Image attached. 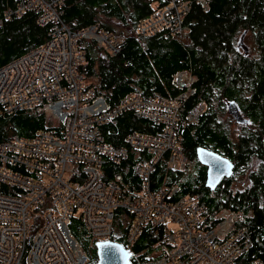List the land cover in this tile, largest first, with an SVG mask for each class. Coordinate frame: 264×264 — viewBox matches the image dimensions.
I'll return each instance as SVG.
<instances>
[{
    "label": "built area",
    "instance_id": "2783aa9c",
    "mask_svg": "<svg viewBox=\"0 0 264 264\" xmlns=\"http://www.w3.org/2000/svg\"><path fill=\"white\" fill-rule=\"evenodd\" d=\"M162 1L140 18V35L168 37L187 30L183 20L191 0ZM63 2L16 0L5 12L8 18L35 10L38 22L49 24V36L0 66V112L37 113L45 123L29 136L0 142V264H86L87 253L68 230V222L79 220L89 234L88 246H95L97 241L113 240L116 209L132 215L123 238L127 249L147 223L167 225L161 256L143 264H235L252 245L237 211L222 208L213 216L218 223L208 227V207L199 194L172 200L177 185L151 187V171L163 158L175 171L189 170L188 157L176 139L180 122L194 121L205 106L201 102L183 116L196 77L177 72L173 83L183 90L173 98L131 93L111 105L104 95L85 87V52L76 41L91 38L116 54L123 38L100 29L97 22L70 29L61 18ZM123 113L151 120L161 131H130L123 144L114 146L104 129ZM132 152L145 155L134 165L139 190L124 182L120 172L106 177L103 169ZM171 223L176 228L169 227ZM247 264L264 261L256 258Z\"/></svg>",
    "mask_w": 264,
    "mask_h": 264
},
{
    "label": "trees",
    "instance_id": "16d2710c",
    "mask_svg": "<svg viewBox=\"0 0 264 264\" xmlns=\"http://www.w3.org/2000/svg\"><path fill=\"white\" fill-rule=\"evenodd\" d=\"M204 1L191 0L183 20L187 30L168 37L162 33L142 36L137 31L140 18L159 7L162 0H64L61 18L74 30L97 21L100 29L123 38L116 54L91 38L76 41L85 52V87L104 95L111 105L131 93L173 98L183 90L173 83L177 72L196 77L195 91L185 101L183 116L201 102L206 108L194 121L180 122L176 139L193 169L175 171L163 158L151 171V187L158 190L177 185L179 190L172 200L199 194L208 207V227L218 223L213 216L222 208L237 211L252 245L235 264H247L256 258L264 261V0ZM15 4L16 0H0V66L44 43L49 36V24L39 23L35 10L5 18V12ZM243 32L246 50L239 46ZM230 100L236 102L248 123L236 121L227 111ZM42 128L44 119L37 113L0 112V142L14 135L29 136ZM130 131L154 134L161 131V126L123 113L104 129L106 140L114 146L123 144ZM197 146L210 148L234 163L231 176L222 177L214 191L205 183L206 172L196 157ZM144 158L143 154H131L117 164H107L103 167L105 176L120 172L124 182L139 190L140 180L133 165ZM237 174L245 177L246 184L234 189ZM131 217L122 209L115 210L113 240L125 246L123 238ZM67 228L87 253V262L95 263V246H88L89 234L79 220L72 218ZM166 232L165 224L147 223L128 247L131 264L159 257Z\"/></svg>",
    "mask_w": 264,
    "mask_h": 264
},
{
    "label": "water",
    "instance_id": "95a60500",
    "mask_svg": "<svg viewBox=\"0 0 264 264\" xmlns=\"http://www.w3.org/2000/svg\"><path fill=\"white\" fill-rule=\"evenodd\" d=\"M243 32L239 38V46H243ZM226 108L232 117L243 123H248V119L243 118L239 112L235 101L230 100L226 103ZM197 159L206 166L205 182L210 189H214L220 179L224 176L229 177L233 172L234 163L228 157L204 146L196 147ZM96 262L86 264H131L129 251L121 242L115 240H101L95 243Z\"/></svg>",
    "mask_w": 264,
    "mask_h": 264
},
{
    "label": "rangeland",
    "instance_id": "374dc122",
    "mask_svg": "<svg viewBox=\"0 0 264 264\" xmlns=\"http://www.w3.org/2000/svg\"><path fill=\"white\" fill-rule=\"evenodd\" d=\"M183 32H184V31H183ZM251 43H252L251 40H248V45H250ZM249 47H251V46H249ZM185 77H186L185 75H182V76H181V79L184 80ZM188 166L190 167V169L192 168V162H191V161L188 162ZM235 180H236V183L233 184V188H234V189L237 188V187H240V186H244V185L246 184L245 177H244L243 175L237 174V176L235 177ZM218 213H222V211L220 210V211H218ZM250 213H251V212L249 211L248 214H250ZM216 214H217V213H216ZM238 215H239V214H238ZM223 217H224V216H222V218H223ZM239 217H241V216L239 215ZM242 219H243V218H242ZM123 223H124V224L126 223V220H125V219H124ZM168 226L171 227V228H176L172 223H171V224H168ZM116 233H117V231H116ZM165 247H166V245L164 246V248H165ZM161 249H163V246H162ZM162 252H163V250H162ZM89 253L92 254L93 251L90 250ZM161 254H162V253H161ZM160 256H161V255H160ZM160 256H159V257H160Z\"/></svg>",
    "mask_w": 264,
    "mask_h": 264
},
{
    "label": "flooded vegetation",
    "instance_id": "af4514ba",
    "mask_svg": "<svg viewBox=\"0 0 264 264\" xmlns=\"http://www.w3.org/2000/svg\"><path fill=\"white\" fill-rule=\"evenodd\" d=\"M241 49L244 50V48H243L242 46H241ZM205 108H206V106H204V108L202 109V111H201L200 113H202V112L204 111ZM238 108H239V106H238ZM239 112H240V114L243 116V112H241L240 108H239ZM200 113H199V114H200ZM199 114H198V115H199ZM196 118H197V117H196ZM201 165L204 166V168H205V172H206V166L203 165L202 163H201ZM202 166H201V167H202ZM191 169H193V164H192V168H191ZM220 180H221V179H220ZM205 183H206V182H205ZM218 183H219V182H218ZM207 187H208V186H207ZM208 188H209V187H208ZM216 188H217V185L215 186L214 189H211V190L214 191V190H216ZM209 189H210V188H209Z\"/></svg>",
    "mask_w": 264,
    "mask_h": 264
},
{
    "label": "crops",
    "instance_id": "0c3cea01",
    "mask_svg": "<svg viewBox=\"0 0 264 264\" xmlns=\"http://www.w3.org/2000/svg\"><path fill=\"white\" fill-rule=\"evenodd\" d=\"M131 154H133L134 156H136V155H135L133 152H132V153H130V155H131ZM136 157H137V156H136ZM134 165H136V164H134ZM134 165H133V166H134ZM139 180H140V179H139ZM130 187H131V186H130ZM134 187H135V189H134V190H137L136 188H138V187H137V186H134ZM132 189H133V188H132Z\"/></svg>",
    "mask_w": 264,
    "mask_h": 264
},
{
    "label": "bare ground",
    "instance_id": "6f19581e",
    "mask_svg": "<svg viewBox=\"0 0 264 264\" xmlns=\"http://www.w3.org/2000/svg\"><path fill=\"white\" fill-rule=\"evenodd\" d=\"M16 5V4H15ZM95 22H97V21H95ZM98 23V22H97ZM48 39V38H47ZM2 64V63H1ZM129 172V171H128Z\"/></svg>",
    "mask_w": 264,
    "mask_h": 264
}]
</instances>
